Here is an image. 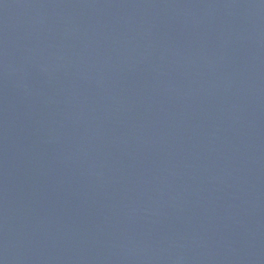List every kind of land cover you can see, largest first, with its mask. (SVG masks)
I'll list each match as a JSON object with an SVG mask.
<instances>
[{"label":"water","instance_id":"water-1","mask_svg":"<svg viewBox=\"0 0 264 264\" xmlns=\"http://www.w3.org/2000/svg\"><path fill=\"white\" fill-rule=\"evenodd\" d=\"M0 264H264V0H0Z\"/></svg>","mask_w":264,"mask_h":264}]
</instances>
